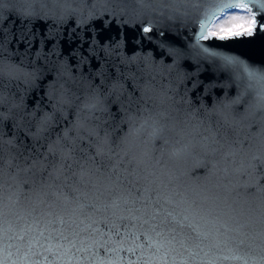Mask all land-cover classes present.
Instances as JSON below:
<instances>
[{
    "label": "snow or ice",
    "instance_id": "snow-or-ice-1",
    "mask_svg": "<svg viewBox=\"0 0 264 264\" xmlns=\"http://www.w3.org/2000/svg\"><path fill=\"white\" fill-rule=\"evenodd\" d=\"M164 8L169 20L178 15L198 23L189 52L172 47L160 27L163 21L151 15L163 17ZM228 9L240 14L225 18ZM5 10L9 19L75 17L77 26L101 16L111 17L113 26L135 22L143 38H163L158 48L167 52L154 47L157 58L175 59L154 64L135 55V48L133 55L117 53L126 41L131 46L135 33L114 27L109 32L117 38L109 34L112 46L100 51L117 59L84 77L74 75L66 61L49 60L53 52L37 51L29 59L26 49L14 59L18 53L8 47L12 37L0 34V244L5 254L0 264H7L12 248L17 255L12 264H195L197 258L202 264H249V253L241 254L252 248L246 224L208 228L176 213L188 202L167 190L171 177H161L165 157L181 158L185 175L200 169L205 179L223 162L226 175L239 173L238 186L248 195V189L264 192V103L252 111L254 105L244 100L256 91L264 102V69L217 50L219 45L201 43L261 38L264 0H0V13ZM15 39L31 43L27 31ZM46 39L55 43L59 36ZM91 52L96 55L95 48ZM185 56L228 72L241 91L214 104L205 101L211 85L193 80L196 73L172 75ZM91 58L82 57L80 64ZM153 71L166 79L156 81ZM21 91L42 94L28 104ZM140 134L144 138L133 145L131 138ZM5 208L17 209L14 221L5 218ZM260 238L264 244V232ZM225 250L228 255H222ZM253 264H264V255Z\"/></svg>",
    "mask_w": 264,
    "mask_h": 264
},
{
    "label": "water",
    "instance_id": "water-1",
    "mask_svg": "<svg viewBox=\"0 0 264 264\" xmlns=\"http://www.w3.org/2000/svg\"><path fill=\"white\" fill-rule=\"evenodd\" d=\"M4 2L8 3L9 0H4ZM154 7L160 8L159 5H154ZM160 10L165 12L163 17H159L158 13H151V15L157 16L163 21L160 27L165 30L166 35L171 37L169 44L184 52H189V46L196 42V36L199 31L198 23L194 19H185L178 15L176 18L169 20L167 19V16L170 14L168 9L164 8ZM37 11H39L38 6ZM110 19L112 18L101 16L98 19L90 20L85 24L77 26L78 20L75 17H71L63 22L43 18L27 20L17 16H12L9 19L5 10L4 13H0V34L12 37L8 47L10 51L18 53L17 56L13 57L14 59L19 60L22 58L26 49L29 52V59H33L37 51H41L42 53L53 52L54 54L49 57V60L55 61L60 59L66 61L74 75H83L84 77L94 75L97 70H103L111 60L117 59L116 56L106 57L104 52L100 51L105 46L111 47L113 40L117 38V33L114 30L109 32L114 27H119L121 33H123L124 28H130L135 33L134 38L130 40L131 46L126 41L120 48L115 49L117 53L126 56L133 55L132 48H135V55L147 58L150 63L154 64H159L161 60L167 64L170 63L171 59H175L167 55L157 58V52L153 51L154 47L158 51L167 52V49L158 48L159 41L163 39L162 37L157 35L156 38L149 41L143 38L145 34L138 30L140 28L139 24L132 22L130 25L117 24L113 26L108 24ZM101 23L108 25L107 28L99 27ZM26 31L27 35L31 37L30 45L27 43L18 44L15 36ZM49 34L59 36V39L53 43L50 39H46ZM109 34L113 40L107 38ZM260 36L261 38L259 39L255 37L241 38L240 40L228 42L213 39L201 41V43L212 46L219 45L217 50L229 55L238 56L255 68L264 69V33H261ZM93 40L101 43L93 44ZM91 48L96 49V55L92 56ZM55 53H58V55ZM90 56L92 58L87 63L80 64L82 57ZM43 63V60L37 62L38 65H42ZM97 66H99V69ZM177 71L181 73H196L192 77L193 80H199L205 85H211L205 95V101H210L213 104L217 100L235 97L241 91L238 81L231 77L228 72L217 70L208 61L197 63L187 56L181 57L177 61L172 75H176ZM151 75L156 76V81L163 82L166 79L158 71H153ZM47 79L48 77L46 76L41 83L46 84ZM156 81H153V83H156ZM188 83V81H185V84ZM24 87V85H21L22 89ZM256 89H259V85H256ZM41 94L42 92L40 91H29L27 93L21 91L18 95H23L25 103L31 104ZM202 95L204 94L202 93ZM244 100L254 105L252 111L256 110V106L264 103L256 95V91H253L251 96L245 95ZM143 138V134L134 135L131 138V142L135 145ZM164 161L166 167L163 171L166 175L161 178L165 181L170 177L172 178V183L168 186L167 190L173 193H180L179 196L175 197L176 200L179 201L183 198L188 202L187 204H179L175 208L176 213L188 215L190 220L199 222L201 226H207L208 228H211L213 223L217 226L224 222L232 226H235L237 222L246 224L252 248L243 249L241 254L243 252L249 253L251 257L249 264H253L254 261L258 260L259 256L264 255V252L261 251L264 244L261 243L260 238V233L264 232V192L248 189V192L252 193L248 195L244 188L238 186L237 181L240 180L239 173L226 175L223 171L225 167L223 162L217 165L211 177L205 179L203 171L200 169H197L196 172L190 175H185L187 165L181 158L169 159L165 157ZM192 201H196L199 207L192 205ZM16 211L17 209L14 208L3 209L5 218L9 221L15 220ZM12 243L15 242L13 241ZM3 247L4 245L0 244V259H3L5 255L2 251ZM11 251L13 255L8 258L7 264H12V260L17 259L15 249L12 248ZM228 254L227 250L222 253V255ZM145 255H148V253L146 252ZM211 258L212 256L210 255L204 258V260L206 261ZM179 259L180 257L177 256V260ZM195 264H202L200 258H197ZM216 264H242V261L218 260Z\"/></svg>",
    "mask_w": 264,
    "mask_h": 264
},
{
    "label": "rangeland",
    "instance_id": "rangeland-1",
    "mask_svg": "<svg viewBox=\"0 0 264 264\" xmlns=\"http://www.w3.org/2000/svg\"><path fill=\"white\" fill-rule=\"evenodd\" d=\"M238 14H240L239 9H228L225 13V18L232 16V15H238Z\"/></svg>",
    "mask_w": 264,
    "mask_h": 264
}]
</instances>
